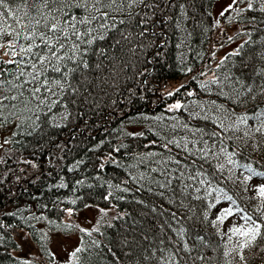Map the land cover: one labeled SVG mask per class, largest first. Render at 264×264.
Instances as JSON below:
<instances>
[{
	"label": "trees",
	"instance_id": "obj_1",
	"mask_svg": "<svg viewBox=\"0 0 264 264\" xmlns=\"http://www.w3.org/2000/svg\"><path fill=\"white\" fill-rule=\"evenodd\" d=\"M214 3L215 0H160V8L146 25L148 31L144 36L139 33L145 25L134 26L130 22L119 26L127 39L119 31L110 32L108 35L121 43L113 47V39L100 41L98 46L105 49V55L86 56L92 65L102 61V67L89 71L88 83L80 87L83 95L66 94L51 111L46 107L36 109L35 101L29 105L30 111L18 101L12 102L17 104L15 109H0V134L11 153L4 157L2 169L6 178H0V264H37L33 258L15 253L19 230L29 233L40 253L50 259L45 235L76 232L72 222L63 221L64 212L80 210L86 204L103 210L112 207L114 216L100 212L101 219L95 226L79 231L75 249L80 247L83 251L78 254L79 260H71L69 264H131L125 240L134 241L132 250L136 252L141 247L154 249L161 238L155 226L163 218L150 212L153 205L159 210L163 203L164 207L177 211V219L170 223L177 231L181 227L187 230L185 239L190 245L199 243L190 239L199 234L211 246L220 244L222 248L218 233L244 223L240 219L242 214L236 213L237 206L253 219L259 221L264 217L262 198L258 195L264 177L246 180L251 174L241 167L251 165L257 172H264V141L255 146L259 138L248 140L247 144L244 140L236 141L239 148L225 140L228 150L237 152L234 168L226 165L220 173L204 165L212 187L223 189V193L207 196V185L187 180L173 179L170 188L159 187L166 176L170 179L179 176L174 160L183 161L187 155L182 148L168 144L169 140L181 144L189 141L188 148L192 149L190 130L220 131L218 117L232 108L238 113L244 111L243 106L236 104L233 88L247 84L255 88L264 83V78L257 75L264 69V12L259 11V5L247 10L245 0L224 15L219 14V21L236 30L233 36L240 42L215 64L216 50L225 46L224 40L215 37L218 29ZM237 8L242 11L237 13ZM122 18L129 19L126 15ZM9 39L5 36L0 42ZM4 53L0 48V61L12 58ZM204 68H209L206 72L211 73L210 77H204ZM0 69L4 70L0 79L19 83L13 75L16 65L2 63ZM213 80L218 83H211ZM177 82L181 83L170 88ZM28 87L31 86L25 85ZM170 92L173 95L169 96ZM16 94L17 89L10 84L0 88V98ZM177 103L182 107L170 110ZM204 139L209 144L217 140L207 135ZM165 144L168 146L164 147ZM140 153L142 156L138 157ZM16 160L32 163L35 175L17 182L7 176ZM219 162H224V158ZM216 163L213 161V165ZM185 183H193L188 193L205 198L194 200L191 195L182 194ZM196 187L200 188L199 193L194 192ZM159 192H165L163 199ZM216 196H220L219 203ZM225 196H231L235 204ZM169 198L175 204H170ZM181 200L184 206H179ZM211 204L215 207L210 208ZM229 207L234 214L222 224H214L222 209ZM258 208L261 210L257 211ZM164 232L167 237L177 239L172 230L166 228ZM201 250L213 257L212 264H223L221 251ZM247 255L250 264H264V258L250 252Z\"/></svg>",
	"mask_w": 264,
	"mask_h": 264
},
{
	"label": "snow or ice",
	"instance_id": "obj_2",
	"mask_svg": "<svg viewBox=\"0 0 264 264\" xmlns=\"http://www.w3.org/2000/svg\"><path fill=\"white\" fill-rule=\"evenodd\" d=\"M244 2L245 0H232L221 15L233 9L234 5ZM246 2L247 10H252L259 5V11L264 12V0H246ZM137 8L139 11H134ZM159 8L160 0H0V38L11 37L5 42H0V48L5 50V55L12 57L7 61H0V64L16 65V73L13 75L14 79L19 81V83H13L12 80L0 79V88L10 84L12 88L17 89L16 95H5L0 98V109L5 107L15 109L17 104L12 102L18 101L24 105L25 110L30 111L29 105L35 101L36 109L42 110L46 107L51 111L53 106L61 102L64 95H83L80 93V87L88 83L89 71L93 67L96 70L102 67V61L92 65L86 56L89 53L98 57L105 55V49L98 46L100 41L113 39L112 46L119 45L121 41L114 36L110 37L108 35L110 32L119 31L123 39H127L119 26L130 22L134 26L145 25L139 33L140 36H144L148 31L146 25L152 22L155 10ZM236 10L237 13L242 11L239 8ZM125 15L129 17L128 20L122 18ZM118 16L121 18L117 19ZM17 56L20 59H16ZM3 72L4 70L0 69V76ZM257 75L264 78V69ZM211 83H218V81L213 80ZM25 85L31 87L25 88ZM25 92L28 93L27 97ZM233 94L237 106H243L244 111L238 113L235 108H232L226 111L223 117H218L217 127L220 131L206 133L200 128L190 130L193 136L192 149L188 148L189 141H184L183 144L180 141H168V144H175L176 147L182 148L187 155L183 161L174 160L179 176L171 179L166 176L165 182L159 183L160 188H170L172 180L176 179L198 182L201 186L207 185V196H211L213 192L223 193V189L212 187L204 165L214 167L220 173L224 172L226 165H231L233 168L237 165L234 159L237 152L229 151L225 140L232 141L236 148L240 147L236 141L244 140L247 144L248 140L259 138L256 147L260 146V141H264V107H261L264 104V83L255 88L250 84L233 88ZM168 95L171 96L173 93L170 92ZM5 101L8 103L6 104ZM181 107L182 105L177 103L172 105L170 110ZM203 118L208 119L207 116ZM226 120L229 123H225ZM185 127L187 128V125ZM228 133L231 135H227ZM205 135L209 139L215 137L217 140L209 144L208 140L204 139ZM197 144L202 147L197 148ZM167 146V144L164 145V147ZM221 157L224 158V162H219ZM213 161L217 163L213 165ZM241 167L251 174L245 178L246 180L251 179L252 176L264 177V172H257L251 165H241ZM228 171L231 172L232 169L229 168ZM190 188H193V183H185L181 193L191 195L194 200L205 198L188 193L187 190ZM172 191L174 193L175 189L173 188ZM194 192L199 193L200 188L196 187ZM157 194L162 199L165 196V192ZM258 195L262 198L261 207L264 208V185L259 186ZM225 199L235 204L231 196H225ZM215 200L219 203L220 196H216ZM168 202L175 204L171 198ZM179 206H184L182 200ZM209 207H215V204ZM260 210V208L257 209V211ZM101 212L104 210L101 209ZM150 212L158 218H163L162 222L155 226L161 232V238L154 249L141 247L139 252L132 250L134 241L125 240L124 243L130 249L126 255L131 264H212L213 257L207 255L201 248L221 251L223 264H250L247 255L249 252L264 258V245L261 243L264 242V217H261L259 221L253 219V216L243 208L237 206L236 213L242 214L240 219L244 223L233 226L228 232L218 233L223 241L222 248L220 244L211 246L205 237L199 234L190 237L199 243L190 245L185 239L187 230L181 227L177 231L170 223V220L177 219V211L164 207L163 203L159 206V210L156 205H153ZM233 214L231 207L222 209L213 223L222 224ZM166 228L175 232L177 239L167 237L164 232ZM148 238L145 234L144 239ZM82 251V248L77 247L70 254V260H79L78 254Z\"/></svg>",
	"mask_w": 264,
	"mask_h": 264
},
{
	"label": "rangeland",
	"instance_id": "obj_3",
	"mask_svg": "<svg viewBox=\"0 0 264 264\" xmlns=\"http://www.w3.org/2000/svg\"><path fill=\"white\" fill-rule=\"evenodd\" d=\"M232 3V0H215L213 7V14L217 21V33L215 37L219 40H224V48L221 50H216V57L213 63L216 64V61L220 59L225 52L231 51L236 47V44L240 42L238 38H234L233 34L236 30L233 28H227L219 21V14L224 11L229 4ZM209 68H204V77H210L211 73ZM181 81H185L181 80ZM181 82L176 84H171L170 88H176ZM2 134V133H1ZM0 134V178H6V171L2 169L4 165L5 155H10V151L6 149V144L3 143V135ZM36 168L32 163L25 161L16 160V165L14 168L7 172V176L14 179L16 182L23 179H30L35 175ZM8 183H11L8 181ZM12 184V183H11ZM101 207L86 204L82 209L72 211L66 210L64 212L63 221H70L76 227V232L72 233H61L53 232L45 235L47 237V249L51 253V258L48 259L45 255L41 254L38 250L37 244L32 241V238L29 233L25 230H19L16 234L15 239L18 242V250L15 252L18 255L27 256L33 258L37 264H69L70 254L73 252L79 241V231L85 227H91L92 225L99 221L101 218ZM109 216H114L113 208H108L104 210ZM99 217V218H98ZM98 218V219H97Z\"/></svg>",
	"mask_w": 264,
	"mask_h": 264
},
{
	"label": "bare ground",
	"instance_id": "obj_4",
	"mask_svg": "<svg viewBox=\"0 0 264 264\" xmlns=\"http://www.w3.org/2000/svg\"><path fill=\"white\" fill-rule=\"evenodd\" d=\"M139 155H141V153L140 154H138V157H139ZM142 156V155H141Z\"/></svg>",
	"mask_w": 264,
	"mask_h": 264
}]
</instances>
